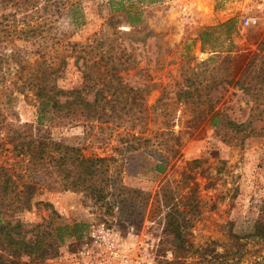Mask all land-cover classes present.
<instances>
[{
  "label": "rangeland",
  "instance_id": "obj_1",
  "mask_svg": "<svg viewBox=\"0 0 264 264\" xmlns=\"http://www.w3.org/2000/svg\"><path fill=\"white\" fill-rule=\"evenodd\" d=\"M249 5L39 0L25 12L4 8L0 0V183L9 176L8 192L0 191V223L11 220L25 239L50 233L44 241L54 248L27 254L0 245V251L22 264H74L71 253L89 221L107 219L152 243V264H264V92L254 94L257 88L245 90L236 82L242 71L240 78H248L246 64L254 54L264 55V21L256 27L239 23ZM231 19L229 29L222 25ZM98 38L103 53L130 56L132 64L118 76L138 89L134 96L144 99L146 117L135 118L131 127L126 114L112 131L95 123L90 129L80 120L50 125L49 110L27 78L64 58L57 85L80 86L82 68L91 61L85 50ZM259 56L255 63L263 66ZM210 81L217 82L207 91ZM194 87L213 109L237 122L253 120L256 133L242 136L210 125L202 118L204 103L200 117L177 95ZM38 117L49 135L76 146L81 156L109 157L103 162L108 177L98 173L92 188L64 189L59 173L25 171L3 125L36 123ZM124 128L139 134L132 139L139 144L113 151L125 143ZM101 137L108 141L104 147Z\"/></svg>",
  "mask_w": 264,
  "mask_h": 264
},
{
  "label": "trees",
  "instance_id": "obj_2",
  "mask_svg": "<svg viewBox=\"0 0 264 264\" xmlns=\"http://www.w3.org/2000/svg\"><path fill=\"white\" fill-rule=\"evenodd\" d=\"M1 2L4 8L10 6L19 8V10L25 9V12H27V10L31 11L37 7L39 0H1ZM232 23L233 19L222 23V25H225L229 29ZM132 27L130 26L129 30ZM204 33L205 29L199 33L201 42H203ZM101 44L102 40L100 41L98 38L92 49L85 50L91 57V61L90 63L85 62L82 68L81 85L78 87L63 88L56 83V79L61 74L65 63L64 58L59 59L56 64L48 62L46 66L36 70V72L39 71L38 74L34 72L32 73V78H27V80H30L35 85L34 92L41 107L48 108L49 110L47 118L50 125H55L56 122L71 123L80 120L85 121L90 129L95 123V126L101 131L106 129L112 131V129L124 122V118L127 116L126 114L129 115L131 127L136 122L135 118L142 120L146 117L148 106L141 96L138 98L134 96V93L138 89L123 83L118 76L120 69L132 64L133 61L129 59L130 56L123 57L120 53L114 52L112 49L103 53L99 50ZM259 44L262 46L264 42L260 41ZM262 53L264 54V50ZM258 56L259 54H254V59L246 64L248 66L246 71L249 70L248 78L247 76L242 79L240 78L245 75L242 71L240 77L236 79V82L242 89L257 88L258 91L254 92V94L264 92V65L262 66L261 63L257 65L255 63V58L257 59ZM263 56L260 55L259 57L261 58ZM251 70L252 73H250ZM216 82L210 81L206 83L205 87L207 91L214 87ZM90 92L93 95L91 99L87 97ZM177 95L178 97H183L184 102L189 103L196 114L197 110L199 112V110L204 109L205 113L202 118H205L213 127H224L227 131L242 136L256 133L255 126L252 125L253 120L248 119L237 122L228 117L223 111L213 109V104L209 97L203 100L200 99L201 94L197 87L192 89L188 88L187 90L179 92ZM203 103L205 107L199 109ZM198 116L201 117L200 112ZM40 118L38 117L36 123H13L7 121L3 125L6 137L12 144L13 150L21 155L25 171L36 175L39 173H59L62 176L61 180L63 181L61 182L64 189H73L83 185H86L87 188H92L93 185L90 181L95 178L96 174L103 175L105 172L107 176L109 169L103 162L108 160L109 157L81 156L76 146L64 145L61 141L49 135L50 127L41 123ZM261 121L262 125L260 129L263 130L264 117ZM124 129L127 133V138L123 132V138L121 137V139L125 143L121 145L123 147H114L113 151L118 150L123 153L124 151H131L137 148L139 143L137 141L134 143L132 139H138L139 134L134 135V133L126 130V128ZM128 135L131 138H128ZM107 142L105 137H101L100 143L102 147L106 146ZM8 178L9 176L6 175V179L0 183L2 195L8 192ZM86 182L88 183L86 184ZM11 190L12 186L10 187ZM10 221L5 219L0 223V245L11 246L27 254L37 251H44L46 254L49 251H53L54 248L51 243L44 241L50 236V233L34 235L25 239L18 231L17 225L12 224ZM0 264L22 263L7 257L0 251Z\"/></svg>",
  "mask_w": 264,
  "mask_h": 264
},
{
  "label": "built area",
  "instance_id": "obj_3",
  "mask_svg": "<svg viewBox=\"0 0 264 264\" xmlns=\"http://www.w3.org/2000/svg\"><path fill=\"white\" fill-rule=\"evenodd\" d=\"M240 16L242 27H256L264 21V0H249ZM74 264H152V243L137 233L107 219L89 221L71 253Z\"/></svg>",
  "mask_w": 264,
  "mask_h": 264
}]
</instances>
